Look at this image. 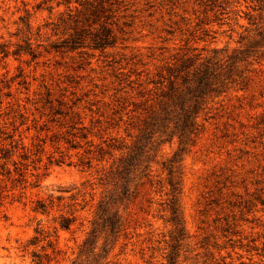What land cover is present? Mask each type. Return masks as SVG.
<instances>
[{"label":"rangeland","instance_id":"374dc122","mask_svg":"<svg viewBox=\"0 0 264 264\" xmlns=\"http://www.w3.org/2000/svg\"><path fill=\"white\" fill-rule=\"evenodd\" d=\"M58 1L0 0V264H264V0H106L67 25ZM184 54L216 63L225 90L181 154L148 116Z\"/></svg>","mask_w":264,"mask_h":264},{"label":"trees","instance_id":"16d2710c","mask_svg":"<svg viewBox=\"0 0 264 264\" xmlns=\"http://www.w3.org/2000/svg\"><path fill=\"white\" fill-rule=\"evenodd\" d=\"M74 2H78V5H73V0H62L57 3L58 6L60 4L66 6V11L64 13L61 12V21L64 25L70 24L71 21L83 23V18L86 16H99L100 12L106 9L105 2L107 1L74 0ZM93 22L95 23L96 19H94ZM102 28V33L100 35L96 34V37L93 38L94 47H105L110 43L112 29L104 25ZM0 52L3 53L4 56L8 54V49L5 44L0 45ZM215 66L216 63L211 62L209 59H202L201 56L192 57L184 54L177 58L176 62L165 64L167 73L161 72L160 74L163 84L161 87V94L160 97L150 105L151 109L148 117H150L152 124L159 122L162 128L161 132H165L172 126L171 124H173L170 130L175 131L179 135V143L181 145L179 150L181 154L184 153L193 135L198 133L202 125L199 117L208 107L209 100L220 95L221 92L225 90L222 89L225 83L223 79H220V72L217 71V67ZM175 155H178V152H176ZM176 162L177 160H173L169 167L171 184L169 192L171 193V215L169 220L173 225L174 231L179 233L177 237L182 239L184 238V225L181 206L179 204L180 180H176L173 176ZM111 203V201L105 199L102 201L100 207L102 205L103 208L101 210L103 211L99 213L98 219L102 221L104 226L109 227L110 230L113 231L117 225H121V223L118 210L112 214L106 211V208H108ZM72 220L73 218L65 217L61 222V226L69 228ZM95 232V227H93L84 240V246L88 245L93 249L97 247L98 241L94 239ZM50 245H52V243H50ZM26 249L25 247V250ZM53 251H55V249ZM107 253L106 251L105 255ZM81 254L84 253L82 252ZM45 255L47 256L48 254L45 253ZM95 255L98 256L100 253H95ZM105 255H103V258ZM33 256L39 257L36 263L41 264L43 257H40L38 253H33ZM168 264H177L174 256L169 257Z\"/></svg>","mask_w":264,"mask_h":264}]
</instances>
